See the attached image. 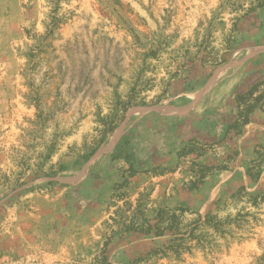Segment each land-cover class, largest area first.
Segmentation results:
<instances>
[{"label":"rangeland","instance_id":"rangeland-1","mask_svg":"<svg viewBox=\"0 0 264 264\" xmlns=\"http://www.w3.org/2000/svg\"><path fill=\"white\" fill-rule=\"evenodd\" d=\"M262 79L264 0H0V264H264Z\"/></svg>","mask_w":264,"mask_h":264},{"label":"trees","instance_id":"trees-1","mask_svg":"<svg viewBox=\"0 0 264 264\" xmlns=\"http://www.w3.org/2000/svg\"><path fill=\"white\" fill-rule=\"evenodd\" d=\"M237 107H238V113L236 115V118L233 123L229 126V130H235L237 133L241 131V128L244 127L245 125L249 124L251 121V115L256 109H262L264 111V79L254 83L246 92L244 93H239L237 95ZM96 152V149L92 151L91 153L85 155V159L89 160L90 157ZM118 154L113 153V158H117ZM249 195V193H246ZM255 199H261L264 200V194H256ZM180 209H185V208H180ZM173 220L171 223L166 224L168 217L166 215L161 214L159 216L158 222L155 224V227L151 224L148 225V228L146 229V232H151L153 228H155V233L157 236H162L165 234L167 230H171L173 234H183V236H176L175 238L172 239L173 242L177 241H184L186 240L187 233L181 232L182 227H181V222L179 220V216L175 212L173 213ZM215 217H212L208 215L207 217V222H209V226H213L217 229H223L224 228V223L221 221H215L213 222ZM200 226V223H198L195 228L191 231H188V238L190 240L195 239V230L197 227ZM204 237V236H203ZM198 239V246L204 248L207 245L204 246L203 242H206L204 239ZM206 238V237H205ZM197 239V238H196ZM206 240H208L206 238ZM210 243H208L209 245Z\"/></svg>","mask_w":264,"mask_h":264},{"label":"bare ground","instance_id":"bare-ground-1","mask_svg":"<svg viewBox=\"0 0 264 264\" xmlns=\"http://www.w3.org/2000/svg\"><path fill=\"white\" fill-rule=\"evenodd\" d=\"M202 95V92L197 95V99ZM121 130H117L116 133L113 135V137L110 139L109 144L107 147L104 148V150H108L109 148H112V146L116 143L120 136ZM108 143V142H107Z\"/></svg>","mask_w":264,"mask_h":264}]
</instances>
